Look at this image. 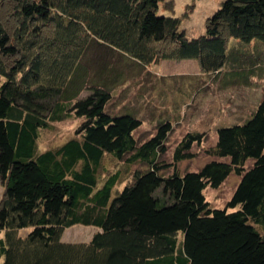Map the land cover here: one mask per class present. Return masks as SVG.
Instances as JSON below:
<instances>
[{"label":"trees","instance_id":"trees-1","mask_svg":"<svg viewBox=\"0 0 264 264\" xmlns=\"http://www.w3.org/2000/svg\"><path fill=\"white\" fill-rule=\"evenodd\" d=\"M190 3L183 18L175 0H0V264H264V100L185 173L203 134L188 133L169 163L170 118L140 143L142 119L108 110L128 69L163 61H196L223 89L250 85L261 54L229 47L264 53V0H224L197 38L183 27ZM72 116L75 137L39 152L41 131ZM107 157L121 166L108 173ZM231 174L230 201L212 207L205 190ZM75 225L97 232L64 241Z\"/></svg>","mask_w":264,"mask_h":264},{"label":"rangeland","instance_id":"rangeland-1","mask_svg":"<svg viewBox=\"0 0 264 264\" xmlns=\"http://www.w3.org/2000/svg\"><path fill=\"white\" fill-rule=\"evenodd\" d=\"M175 1L177 15L184 18V13L192 0ZM223 1L197 0L193 15L188 20H183V27L189 38H197L203 33L205 19L212 15ZM232 41L236 42H230V50L242 48L247 50L248 54L244 59L261 54L262 66L255 67L257 74L251 78L249 86L238 84L223 89L221 80L215 79L213 74L202 73L196 61H163L141 70L131 72L128 69L125 76H129L130 79L121 80L114 88L113 99L108 105L109 112L115 115L132 113L142 119L141 127L135 132L140 143L155 135L159 123L170 118L173 122V131L169 135L168 153L165 156L169 163L173 161L176 147L188 133L203 134L204 139L201 143L194 144L190 151L192 157L179 163L183 173L201 170L214 160L209 152L217 146L218 129L243 123L264 100V53L261 52L263 48L258 47L257 42L247 45L236 39ZM223 77L222 75L220 78ZM183 91L185 93H181ZM81 123L82 119L72 116L41 131L39 152L60 147L74 138ZM104 164L108 173L121 166L110 157L105 159ZM250 164L249 162L247 166ZM134 168L135 166L132 169ZM122 179L124 182L120 186L121 189L125 184L132 182L131 176L127 174ZM238 183L239 177L231 174L219 188L209 187L205 190L207 201L214 208H225ZM3 194L4 187L0 180V199ZM96 232L97 229L94 227L75 225L65 231L63 240L85 242Z\"/></svg>","mask_w":264,"mask_h":264}]
</instances>
